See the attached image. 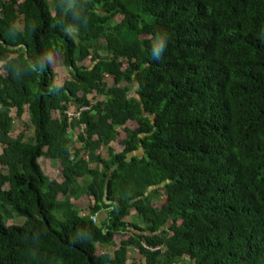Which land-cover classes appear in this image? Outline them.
Here are the masks:
<instances>
[{"label": "trees", "instance_id": "trees-1", "mask_svg": "<svg viewBox=\"0 0 264 264\" xmlns=\"http://www.w3.org/2000/svg\"><path fill=\"white\" fill-rule=\"evenodd\" d=\"M132 248L264 264V0H0V264H141Z\"/></svg>", "mask_w": 264, "mask_h": 264}, {"label": "rangeland", "instance_id": "rangeland-1", "mask_svg": "<svg viewBox=\"0 0 264 264\" xmlns=\"http://www.w3.org/2000/svg\"><path fill=\"white\" fill-rule=\"evenodd\" d=\"M72 33L76 35L77 34L76 29H72ZM101 54L105 55V47L103 46L101 48ZM55 72H56L55 82L57 85H62L66 80H69L71 78L69 71L64 66L56 68ZM106 81L109 85L113 84V79L109 76L106 77ZM12 132L15 137H18L19 134H23L25 136V140H28L30 138V136L33 134V126H32V121L31 119H29L27 112H25L22 117H19L18 119L15 120ZM76 140L77 139L74 140V143L76 142ZM78 146H81V144L78 143ZM112 148H114L116 152H120L122 151L123 147L120 146L118 143H113ZM101 152L104 154V156H107L108 149L103 148ZM40 162L47 175H49L51 178L57 176L58 168L56 161L47 158H42ZM84 213H88V211L85 210ZM106 215H107L106 211L102 210L101 212L97 213V215H95L97 218L96 221L99 223L101 219H104L106 217ZM125 220L130 223L137 222L139 223V227L141 228L147 225L146 222L140 220V217L138 213L135 211V209L132 210L130 215L125 217ZM23 222H24L23 217H15L14 219H11L9 223H11V225H14V223H17V225H22ZM99 249L102 252L105 251V249H103L101 246H99ZM111 250L114 251V248L112 247ZM128 256L132 258L134 261H137L141 264H145L144 257H142V255L139 252H137L135 248L130 249Z\"/></svg>", "mask_w": 264, "mask_h": 264}, {"label": "clouds", "instance_id": "clouds-1", "mask_svg": "<svg viewBox=\"0 0 264 264\" xmlns=\"http://www.w3.org/2000/svg\"><path fill=\"white\" fill-rule=\"evenodd\" d=\"M165 50V45L162 40H155L152 45V58L156 61H159Z\"/></svg>", "mask_w": 264, "mask_h": 264}, {"label": "built area", "instance_id": "built-area-1", "mask_svg": "<svg viewBox=\"0 0 264 264\" xmlns=\"http://www.w3.org/2000/svg\"><path fill=\"white\" fill-rule=\"evenodd\" d=\"M88 110H90V107L85 106V107H82V108L80 109V112H79V113H75L73 110H71V111H69L68 115H69L70 117H74V116H76V115H79L81 112L88 111ZM145 247H146L147 249L151 250V251L157 249V248H149V247H147V246H145Z\"/></svg>", "mask_w": 264, "mask_h": 264}, {"label": "water", "instance_id": "water-1", "mask_svg": "<svg viewBox=\"0 0 264 264\" xmlns=\"http://www.w3.org/2000/svg\"><path fill=\"white\" fill-rule=\"evenodd\" d=\"M137 154L142 155V154H143V149L141 148V149L138 151Z\"/></svg>", "mask_w": 264, "mask_h": 264}]
</instances>
